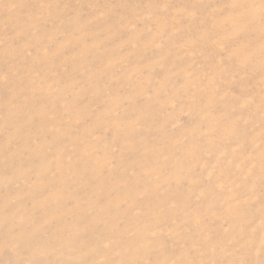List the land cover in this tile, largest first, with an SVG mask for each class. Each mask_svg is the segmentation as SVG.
<instances>
[{"label": "rangeland", "instance_id": "1", "mask_svg": "<svg viewBox=\"0 0 264 264\" xmlns=\"http://www.w3.org/2000/svg\"><path fill=\"white\" fill-rule=\"evenodd\" d=\"M0 264H264V0H0Z\"/></svg>", "mask_w": 264, "mask_h": 264}]
</instances>
